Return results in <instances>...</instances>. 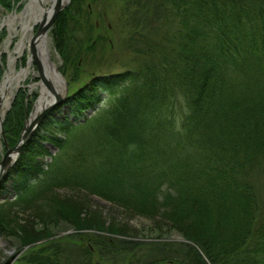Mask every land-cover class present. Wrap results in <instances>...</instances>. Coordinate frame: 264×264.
I'll list each match as a JSON object with an SVG mask.
<instances>
[{
	"label": "trees",
	"instance_id": "trees-1",
	"mask_svg": "<svg viewBox=\"0 0 264 264\" xmlns=\"http://www.w3.org/2000/svg\"><path fill=\"white\" fill-rule=\"evenodd\" d=\"M20 1L0 3L9 8ZM162 1L157 8L164 37L144 46L149 53L155 50L153 57L87 78L84 91L72 93L67 102L75 115L87 108L94 113L77 123L45 114L2 179L0 193L9 183L19 201L32 204L43 195L50 216L71 218L78 230L74 251L63 240H51L30 247L21 262L12 264H264V0ZM67 7L55 17L53 33L65 65L74 59L78 68L84 52L78 46L71 50L69 40L75 36L68 32V20L71 15L75 22L73 16L88 11L81 0ZM173 18L177 23H171ZM4 36L3 30L0 40ZM98 46L94 39L86 52ZM158 46L165 48L159 55ZM25 97L19 90L5 115L9 146L18 142L31 109L32 98ZM56 125L67 132L55 139L58 152L48 164L35 162L41 141ZM85 131L95 134L96 148L90 151L82 142L70 149ZM65 151L70 154L60 165ZM256 175L262 182L254 180ZM56 188L85 190L134 215L174 226L204 256L191 245L169 247L168 242L141 256L126 237L97 236L93 232L105 226L94 207L70 196L59 198ZM84 214L96 219L88 223L98 229L86 228ZM7 215L0 213V237L17 229L20 236L29 231L31 243L51 236L47 231L36 235L32 225L11 227ZM81 229L87 231L78 234Z\"/></svg>",
	"mask_w": 264,
	"mask_h": 264
},
{
	"label": "rangeland",
	"instance_id": "rangeland-1",
	"mask_svg": "<svg viewBox=\"0 0 264 264\" xmlns=\"http://www.w3.org/2000/svg\"><path fill=\"white\" fill-rule=\"evenodd\" d=\"M81 2L82 7L87 8V16L85 15V9H83L79 14V18L77 17L78 15L73 16L75 22H72L71 15L68 20L69 28L72 29L68 32H73L75 36V40H69L70 48L74 53L76 50L75 48L78 46L83 50L82 52H84L81 55L82 57L80 56L81 58H78V68H74V65L72 64L74 59H71L72 61L65 65L62 54L59 50H57L55 43L56 38L54 37L53 33L55 30V21L46 31L48 32L51 40V59L57 64L58 71L63 77V94L59 96V100L56 98L54 99V101L51 103L52 106L50 105L49 109H47L45 113L50 114L51 118L57 122L68 119V121L71 123H77L78 121L82 120L83 117H89L92 115L94 113L93 111H95L92 108L84 109L78 115L71 113V105L69 102H67L68 96H70L72 93H76L77 91H84L85 85L83 83L87 78H92L93 76L97 77V75L105 72H119L128 67L134 66L135 63H138L143 57H148V55L153 57L152 54L155 50L152 49L151 53H149L148 50L144 51V46L149 41H159L164 37V19H159L162 18V15L158 13L159 10L157 8L161 2H163L162 0H81ZM71 3L72 0H68L61 11L67 10L69 8L67 6L71 5ZM23 6L24 0H21L9 8H5V6L0 3V32L3 30L5 31V36L0 40V82L8 70L10 56L13 54L12 51L14 50L15 43L19 36L17 35L16 37L10 39V35L13 34V32L9 31V27L5 24H2L1 20L6 18L8 15L21 11ZM171 23H177L176 19L173 18ZM39 24L40 22L34 24L33 28L31 29L34 34L36 33V29H38ZM161 24L163 29L160 28ZM20 29L21 27L18 26L19 31ZM171 37L173 38L174 34H171ZM94 39L97 40V44H99V46L96 47L94 53H87L86 48ZM174 39L176 40V38H173V41ZM73 43H75L74 46H72ZM158 45L164 46V42H161ZM162 50H165V48H159V46L157 47L156 52L158 55ZM26 61L27 53L17 58V61L14 62L15 68L19 70L22 66L27 64ZM34 61H32L33 63L31 66L33 71L30 72L25 80L19 83L18 87L14 88L10 102L4 106V119L6 117L5 115H7L11 110L18 91L22 90L25 91L26 100H31L32 98L31 109L27 114H25L26 116L23 124L25 125L27 123L30 117L29 114H31L34 108V103L39 97V84L43 83V81L39 78V74L37 72L38 70ZM73 72L77 74V79L74 81L72 80ZM31 84H37V86H35L33 89H30L29 85ZM104 100L105 99L99 103L100 107L102 108L108 106ZM43 111L44 110H42L40 113H43ZM24 125H22L23 128L19 136L23 132ZM52 133L53 134H48L49 139L41 141L40 146L42 148H40L37 152V155L34 156L33 160L35 162L48 164V162L51 161V157L58 152V146L55 144L56 137L64 138L67 135L66 130L58 127L57 125L55 128H53ZM79 138H81V141L79 143L73 144L72 148L70 149H78L75 146H78V144L80 146L82 142L90 151H93L94 148H96V139L93 132L85 131ZM11 147L14 146H9L6 139L4 141L3 137L0 135V161L1 158H3L6 149ZM69 154L70 152H63V155L60 157L61 161H59L60 165L66 163L65 159H67ZM17 156L18 154H16V157ZM16 157L9 168H11L16 162ZM9 168L7 173L9 172ZM6 177H4L3 180L6 179ZM253 178L254 180H258L260 182H262L263 179L262 177L260 178V175H256ZM3 180L1 179V182ZM6 185L7 189L0 193V213L5 212L8 214L7 217L9 216L12 222L11 227L15 224L24 225L27 226V228L32 225L36 235H39L40 232L44 233L47 231L51 234V236L43 237L37 241H34L33 243H30L29 246L20 253L19 250L22 249L20 243L23 238L22 235H19L18 229L12 231L13 233L11 232V234H8L7 236H1L0 264H3L5 260L10 257V254H8L10 252H14V255L17 254L12 263H17L18 261L21 262V258L25 253L28 252L30 247L32 248L38 244L39 246H43L44 243L51 240H63V246L71 248L70 251L76 249L75 247L77 245L75 243H77V241L75 239L77 230L73 229L75 222L74 220L71 218H66L68 220L59 219L56 215L52 214L50 216V211L47 209L48 207L46 204L47 199H45L47 197H43V195L37 198L38 200L32 204L19 201L18 197H16V191L11 186V184L6 183ZM53 192L55 195L59 196V198L70 196L72 199L88 202L90 205H92V207H94V213L104 222V226H111V229L115 234L109 233L110 236H112L114 239H118L120 237L118 235H122L125 236L126 239L131 240V242H135V252L141 256L150 255L149 252H153V247L160 246L164 242L171 243L168 245L169 247H179L182 246V244H185L183 241H180V239L184 237L183 233L174 226H167L166 224H163V221H161L159 217H156V219L160 220L162 224H159L154 218L148 217L146 215H134L132 212L124 210L121 206H114L110 201L101 198L98 195L90 194L87 191L81 189L71 190L69 188H56V190ZM261 194V199L264 200V188L262 189ZM82 216L84 218L83 223H88L91 221L96 223V219L93 220L88 218L87 214ZM94 216L89 217L95 218ZM40 219L44 221L41 222ZM85 231L87 230L81 229L79 230L80 233L78 234H83ZM87 233H91V231ZM93 233H97L95 234L97 236L104 235L102 232ZM66 237H69L70 239L65 240L67 239ZM59 242L61 243L62 241ZM194 244L197 247L196 250L198 253L203 255V250L196 243ZM128 245H131V243H128ZM75 254L77 253H73V257H75ZM43 256L44 254H41L39 260L42 261ZM59 256L61 260L62 257H64L62 255ZM206 263L211 264L208 263V261H206Z\"/></svg>",
	"mask_w": 264,
	"mask_h": 264
},
{
	"label": "bare ground",
	"instance_id": "bare-ground-1",
	"mask_svg": "<svg viewBox=\"0 0 264 264\" xmlns=\"http://www.w3.org/2000/svg\"><path fill=\"white\" fill-rule=\"evenodd\" d=\"M57 1H60L61 4L64 5L67 0H24V6L21 8V11L8 15L6 18L1 20L2 24L7 25L10 29L9 31L13 32V34L10 35V39L16 37L17 35L19 36L15 43L14 50L12 51L13 54L10 56L8 70L0 82V123L1 121H4V106L10 102L14 88L18 87L19 83L25 80L30 72L33 71L31 66L33 63L32 61H34L35 58L41 64L43 76L48 80L47 82L50 83L51 89L43 83L39 84V97L34 103L35 105L31 114H29L30 117L27 121V125L31 124L40 112L54 101L57 95L61 96L63 94L62 77L59 74L60 72L58 71L57 64L51 59L52 49L50 47L51 40L49 34L48 32H44L36 35L31 30L34 24L42 22V20L49 17ZM18 26L21 27L20 31L18 30ZM25 53H27V64L17 70L14 62H16L17 58ZM35 86H37V84H31L29 85V88L33 89ZM15 157L16 154L13 153L11 159H15ZM86 228L91 231L98 229L95 224L91 223H87ZM101 232L110 234L114 233L111 227L108 226H105ZM30 236L31 234L29 231H24L22 238L23 241H26L21 243L20 246L22 249L19 250V252L24 251L29 246L31 242L28 241L27 238ZM118 236H120L119 238L125 237L122 235ZM180 241L197 248L193 241L187 237H182Z\"/></svg>",
	"mask_w": 264,
	"mask_h": 264
},
{
	"label": "water",
	"instance_id": "water-1",
	"mask_svg": "<svg viewBox=\"0 0 264 264\" xmlns=\"http://www.w3.org/2000/svg\"><path fill=\"white\" fill-rule=\"evenodd\" d=\"M68 2V0L66 1V3ZM64 5L61 4L60 1H57V3L55 4V6L53 7L52 12L50 13L49 17L42 20V22H40L38 29H36V35L41 34L46 32L50 26L53 24V22L55 21V17H57L58 13L62 10ZM33 50V47H32ZM35 64H36V68H37V72L39 74V78L43 81V83H45V85L47 87H49L51 89V85L49 82H47L48 80L43 76L42 73V67L41 64L39 63V61L35 58ZM62 77V74L59 73ZM63 80V77H62ZM56 99L59 100L60 97L57 95ZM52 106V104H50ZM50 105L48 106V108H45L43 113H40L36 119L34 121H32L31 124L27 125V123L24 125V129L22 134L19 136V140L18 143L15 145V147H11V148H7L3 158H1L0 161V182L1 179H3L4 177H6L7 174V170L8 168L11 166V163L15 160V159H11V156L13 153L18 154L19 151L21 150V146L24 144V142H26L29 138V135L32 133V131L35 129L36 124L39 123L40 119L44 116V114L46 113L47 109H49ZM27 125V126H26ZM0 135L3 137L4 141H5V137H4V129H3V121H1L0 123ZM6 143V142H5ZM14 252H10L8 254H10V257L8 259L5 260V262L3 264H11L13 262V260L15 259L17 254H13ZM20 253V252H19ZM12 254V255H11Z\"/></svg>",
	"mask_w": 264,
	"mask_h": 264
}]
</instances>
